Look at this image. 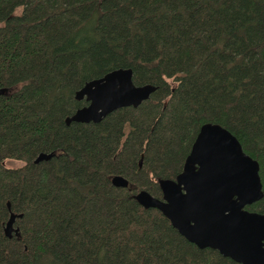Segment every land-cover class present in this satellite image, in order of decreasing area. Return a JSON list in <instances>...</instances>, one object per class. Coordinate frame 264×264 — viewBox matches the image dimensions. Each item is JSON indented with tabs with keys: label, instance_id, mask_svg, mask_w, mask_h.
I'll return each mask as SVG.
<instances>
[{
	"label": "trees",
	"instance_id": "trees-1",
	"mask_svg": "<svg viewBox=\"0 0 264 264\" xmlns=\"http://www.w3.org/2000/svg\"><path fill=\"white\" fill-rule=\"evenodd\" d=\"M118 69L147 100L65 124ZM205 124L257 163L244 209L264 215V0H0V264H236L135 200L161 199Z\"/></svg>",
	"mask_w": 264,
	"mask_h": 264
},
{
	"label": "water",
	"instance_id": "water-1",
	"mask_svg": "<svg viewBox=\"0 0 264 264\" xmlns=\"http://www.w3.org/2000/svg\"><path fill=\"white\" fill-rule=\"evenodd\" d=\"M153 91L149 85L133 86L129 69L111 71L75 92V100L86 106L66 118L65 124H97L115 110L136 108ZM52 156L38 154L33 163ZM110 183L126 187L119 177ZM158 187L160 200L141 191L136 202L158 211L189 244L214 250L236 264H264V215L244 209L261 198L258 166L228 131L217 125L201 126L182 172L174 181H159ZM15 217L20 216L10 214L3 228L7 238L16 235Z\"/></svg>",
	"mask_w": 264,
	"mask_h": 264
},
{
	"label": "rangeland",
	"instance_id": "rangeland-1",
	"mask_svg": "<svg viewBox=\"0 0 264 264\" xmlns=\"http://www.w3.org/2000/svg\"><path fill=\"white\" fill-rule=\"evenodd\" d=\"M21 165H22L21 162H18V161H10V160H7V161H4L3 162V166L6 167V168H10V169L18 168ZM12 228H14L13 227V224H12Z\"/></svg>",
	"mask_w": 264,
	"mask_h": 264
}]
</instances>
